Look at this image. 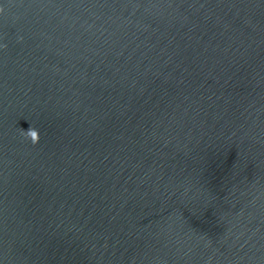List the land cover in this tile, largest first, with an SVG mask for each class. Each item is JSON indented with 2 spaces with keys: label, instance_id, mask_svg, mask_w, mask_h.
I'll use <instances>...</instances> for the list:
<instances>
[{
  "label": "water",
  "instance_id": "1",
  "mask_svg": "<svg viewBox=\"0 0 264 264\" xmlns=\"http://www.w3.org/2000/svg\"><path fill=\"white\" fill-rule=\"evenodd\" d=\"M0 7V264H264V0Z\"/></svg>",
  "mask_w": 264,
  "mask_h": 264
},
{
  "label": "clouds",
  "instance_id": "2",
  "mask_svg": "<svg viewBox=\"0 0 264 264\" xmlns=\"http://www.w3.org/2000/svg\"><path fill=\"white\" fill-rule=\"evenodd\" d=\"M4 9L0 7V13H3ZM0 47H7L6 45L0 46ZM20 135L24 137L25 140H28L31 142L32 145H36L40 141V133L39 130L34 127H29L27 131L21 129Z\"/></svg>",
  "mask_w": 264,
  "mask_h": 264
}]
</instances>
